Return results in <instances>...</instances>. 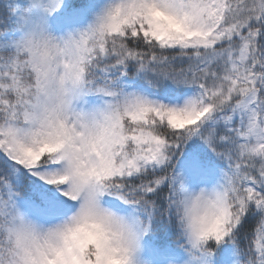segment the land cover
Segmentation results:
<instances>
[{
  "label": "snow or ice",
  "instance_id": "6c2138e0",
  "mask_svg": "<svg viewBox=\"0 0 264 264\" xmlns=\"http://www.w3.org/2000/svg\"><path fill=\"white\" fill-rule=\"evenodd\" d=\"M0 264H264V0H0Z\"/></svg>",
  "mask_w": 264,
  "mask_h": 264
}]
</instances>
